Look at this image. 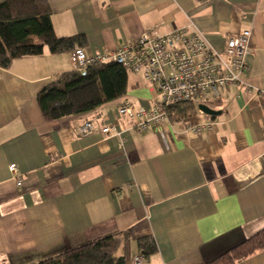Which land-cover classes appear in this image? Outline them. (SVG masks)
<instances>
[{
    "label": "crops",
    "instance_id": "1",
    "mask_svg": "<svg viewBox=\"0 0 264 264\" xmlns=\"http://www.w3.org/2000/svg\"><path fill=\"white\" fill-rule=\"evenodd\" d=\"M46 1L55 35L83 34L87 53L189 20L217 50L249 29L248 69L245 85H229L210 105L218 114L168 118L160 129L137 132L117 110L158 99L140 74L128 79L124 95L92 111L45 120L37 93L73 70L69 52L44 46L0 67V264H36L109 234L127 236L118 253L128 264L145 235L157 251L141 264H201L263 229L264 0ZM86 120L114 125L124 149L116 136L77 134ZM204 121L214 125L186 130ZM233 264H264V248Z\"/></svg>",
    "mask_w": 264,
    "mask_h": 264
},
{
    "label": "trees",
    "instance_id": "2",
    "mask_svg": "<svg viewBox=\"0 0 264 264\" xmlns=\"http://www.w3.org/2000/svg\"><path fill=\"white\" fill-rule=\"evenodd\" d=\"M85 44L83 34L57 37L46 0L0 1V67L7 68L13 59L38 55L47 46L51 53L71 52ZM128 71L109 61L96 63L84 71L64 72L37 93V102L45 120L83 114L125 94ZM169 118L180 121L196 114L197 103L190 100L168 107ZM127 236L109 234L69 246L36 264H128L119 254ZM138 247L147 258L157 251L150 235L138 238ZM264 248V228L215 259L201 264H233Z\"/></svg>",
    "mask_w": 264,
    "mask_h": 264
},
{
    "label": "built area",
    "instance_id": "3",
    "mask_svg": "<svg viewBox=\"0 0 264 264\" xmlns=\"http://www.w3.org/2000/svg\"><path fill=\"white\" fill-rule=\"evenodd\" d=\"M250 33L249 29H244L228 37L224 48L217 50L189 20L186 26L162 35L143 31L113 51L87 53L83 48H76L69 53V58L77 71H84L96 63L114 61L154 85L159 97L153 104L138 108L127 104L117 110L127 119L130 129L143 132L150 126L160 129L169 118V106L193 100L197 103V111L203 113L198 109L199 104L211 107L229 85H245L242 75L248 69ZM213 125V122L204 121L190 124L186 130L198 133ZM76 132L79 135L100 132L104 137L116 136L119 147L124 149L125 139L112 124L99 125L86 120L77 126ZM8 169L16 185L21 186L16 164H9ZM142 260L140 253L133 258V263L141 264Z\"/></svg>",
    "mask_w": 264,
    "mask_h": 264
},
{
    "label": "water",
    "instance_id": "4",
    "mask_svg": "<svg viewBox=\"0 0 264 264\" xmlns=\"http://www.w3.org/2000/svg\"><path fill=\"white\" fill-rule=\"evenodd\" d=\"M198 109L201 110L206 115H216L219 113L217 110H214L204 104H199Z\"/></svg>",
    "mask_w": 264,
    "mask_h": 264
},
{
    "label": "rangeland",
    "instance_id": "5",
    "mask_svg": "<svg viewBox=\"0 0 264 264\" xmlns=\"http://www.w3.org/2000/svg\"><path fill=\"white\" fill-rule=\"evenodd\" d=\"M133 74H134V73L128 71V79H129V81H130V80L132 79V77L134 76Z\"/></svg>",
    "mask_w": 264,
    "mask_h": 264
}]
</instances>
